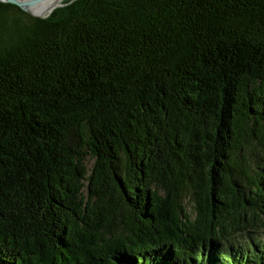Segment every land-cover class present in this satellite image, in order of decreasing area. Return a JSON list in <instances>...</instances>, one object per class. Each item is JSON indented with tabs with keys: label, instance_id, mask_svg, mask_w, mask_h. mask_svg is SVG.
Returning a JSON list of instances; mask_svg holds the SVG:
<instances>
[{
	"label": "trees",
	"instance_id": "obj_1",
	"mask_svg": "<svg viewBox=\"0 0 264 264\" xmlns=\"http://www.w3.org/2000/svg\"><path fill=\"white\" fill-rule=\"evenodd\" d=\"M0 264H264V0L0 2Z\"/></svg>",
	"mask_w": 264,
	"mask_h": 264
},
{
	"label": "bare ground",
	"instance_id": "obj_2",
	"mask_svg": "<svg viewBox=\"0 0 264 264\" xmlns=\"http://www.w3.org/2000/svg\"><path fill=\"white\" fill-rule=\"evenodd\" d=\"M20 1L26 2L29 0ZM64 1L66 0H44L41 3L36 4L35 6L29 7V11L36 16H46L47 14L51 13L54 7L61 5Z\"/></svg>",
	"mask_w": 264,
	"mask_h": 264
},
{
	"label": "water",
	"instance_id": "obj_3",
	"mask_svg": "<svg viewBox=\"0 0 264 264\" xmlns=\"http://www.w3.org/2000/svg\"><path fill=\"white\" fill-rule=\"evenodd\" d=\"M42 1L44 0H29V1H20V0H0V2H3V3H8V4H12V5H15V6H18L19 8H21L23 11L25 12H28L30 13L31 15L35 16V17H40V18H43L44 16H36L34 14H32L30 11H29V7L31 6H35L36 4H39L41 3ZM73 1V0H72ZM61 6V5H59ZM59 6H56L52 9V11L59 7ZM51 11V12H52Z\"/></svg>",
	"mask_w": 264,
	"mask_h": 264
},
{
	"label": "rangeland",
	"instance_id": "obj_4",
	"mask_svg": "<svg viewBox=\"0 0 264 264\" xmlns=\"http://www.w3.org/2000/svg\"><path fill=\"white\" fill-rule=\"evenodd\" d=\"M67 1V0H66ZM70 1V0H69ZM65 2V1H64ZM63 2V3H64ZM92 165V162H89V166H91ZM187 206H189V208L191 207V205L190 204H187Z\"/></svg>",
	"mask_w": 264,
	"mask_h": 264
}]
</instances>
